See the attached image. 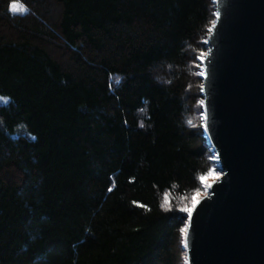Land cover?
<instances>
[{"label": "trees", "instance_id": "trees-1", "mask_svg": "<svg viewBox=\"0 0 264 264\" xmlns=\"http://www.w3.org/2000/svg\"><path fill=\"white\" fill-rule=\"evenodd\" d=\"M215 2L0 0V264H187Z\"/></svg>", "mask_w": 264, "mask_h": 264}, {"label": "water", "instance_id": "water-1", "mask_svg": "<svg viewBox=\"0 0 264 264\" xmlns=\"http://www.w3.org/2000/svg\"><path fill=\"white\" fill-rule=\"evenodd\" d=\"M204 129L221 177L194 207L187 264H264V0H216Z\"/></svg>", "mask_w": 264, "mask_h": 264}, {"label": "rangeland", "instance_id": "rangeland-1", "mask_svg": "<svg viewBox=\"0 0 264 264\" xmlns=\"http://www.w3.org/2000/svg\"><path fill=\"white\" fill-rule=\"evenodd\" d=\"M12 4H16V5H17V8H16L15 11H13V9H12V7H11V11H12L14 14H24V13L26 12V11H25V8H24L21 4H19V3H17V2H14V3H12ZM12 4H11V5H12ZM203 61H204V60H203ZM0 98H2V97H0ZM7 103H8V99H5V98L0 99V105H5V104H7ZM201 116H203V115L201 114ZM214 157H215V155H214ZM215 160H216V159H215ZM220 177H221V173L217 170V164H216V165H214L213 170L210 172V174H209L208 176H206L205 178L202 179L203 190H202L201 193H199V194H197V195L194 196L195 199H196L195 206L197 205V203H198L202 198H204V197L207 196L208 191H209L211 185H212L214 182H216ZM189 204H191L190 207H191V209H192V211H193V209H194V207H195V206H193V199H192V201H191Z\"/></svg>", "mask_w": 264, "mask_h": 264}, {"label": "snow or ice", "instance_id": "snow-or-ice-1", "mask_svg": "<svg viewBox=\"0 0 264 264\" xmlns=\"http://www.w3.org/2000/svg\"><path fill=\"white\" fill-rule=\"evenodd\" d=\"M11 7H12L13 11H15L16 8H17V5L16 4H12ZM117 83H119V80H117ZM0 99H2V98H0ZM141 127H143V125H141ZM32 139H36V137L33 136ZM201 179H203V177H201ZM109 190H111V189H109ZM195 203H196V199H195V197H193V206H195ZM181 211L186 212L189 215V217L191 216V213H192V209L191 208L184 207V208L181 209ZM181 231L183 232L185 230L182 229ZM185 246H187L186 243H185Z\"/></svg>", "mask_w": 264, "mask_h": 264}]
</instances>
